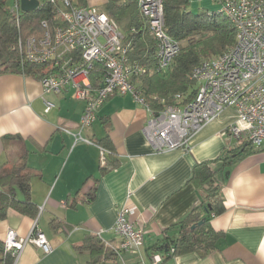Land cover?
Instances as JSON below:
<instances>
[{
	"label": "crops",
	"instance_id": "obj_1",
	"mask_svg": "<svg viewBox=\"0 0 264 264\" xmlns=\"http://www.w3.org/2000/svg\"><path fill=\"white\" fill-rule=\"evenodd\" d=\"M199 2L203 1L190 0L191 5ZM105 3L86 0V5L101 9ZM43 99L54 105L48 114H43ZM83 108L84 102L72 98L70 89L46 94L37 79L0 75V167L19 151L27 152L30 198L38 208L36 219L10 210L0 220V242L8 230L25 238L36 224L52 247L44 255L28 245L18 264H87L91 255L75 248L88 235H96L109 249L118 247L112 227L123 205L136 210L133 220L144 232V245L137 256L120 253L118 264H148L147 249L176 237L179 223L203 201V190L190 182L193 168L240 147L224 133L235 121L228 110L191 137L187 149L156 154L143 134L149 113L129 95L113 96L92 126L82 131L96 144L108 143L118 160L117 167L101 174L100 150L74 143L62 130L78 131ZM4 137L17 138L19 147L14 141L4 144ZM211 168L222 186L225 206L210 220L211 228L223 234L219 250L205 257L179 255L164 264H264V148L236 163L216 162ZM88 194L92 198L85 202ZM53 221L60 230L52 228Z\"/></svg>",
	"mask_w": 264,
	"mask_h": 264
},
{
	"label": "built area",
	"instance_id": "obj_2",
	"mask_svg": "<svg viewBox=\"0 0 264 264\" xmlns=\"http://www.w3.org/2000/svg\"><path fill=\"white\" fill-rule=\"evenodd\" d=\"M47 1L53 7V27L42 21L40 36L17 40L20 61L48 66L49 74L39 80L44 93L59 95L70 89L72 98L84 102L78 131L74 134L62 130L74 138V143L97 147L100 163L109 151L84 138L82 131L92 126L102 105L113 96L129 95L149 113L143 134L156 154L187 149L191 137L228 110L234 112L235 121L224 133L237 143L264 148V0H202L216 5L217 12L228 19L235 30L234 43L221 54L202 60L191 71L189 79L195 83V92L190 99L188 94H176L165 106L161 99L158 102L163 108L157 112L137 88L144 69L128 59V46L123 44L116 23L92 5H79L75 0ZM163 2L136 0L157 45L159 72L167 71L180 53V44L165 29ZM9 11L18 22L19 0H13ZM96 65L103 69L98 88L92 84ZM43 105V114L54 108L45 99ZM136 216V210L127 205L117 212L112 232L119 245L112 250L118 255L123 252L137 256L142 250L144 232L136 227ZM28 245H34L44 255L52 251L50 242L35 225L25 238L8 230L4 248L11 254L12 264H18ZM148 264H164V258L160 253L151 255Z\"/></svg>",
	"mask_w": 264,
	"mask_h": 264
},
{
	"label": "trees",
	"instance_id": "obj_3",
	"mask_svg": "<svg viewBox=\"0 0 264 264\" xmlns=\"http://www.w3.org/2000/svg\"><path fill=\"white\" fill-rule=\"evenodd\" d=\"M9 0H0V75L16 74L41 80L49 74L47 65L21 62L16 45L19 38L40 36L43 33L42 21L53 27V7L47 0H39V7L28 13L20 11L18 22L9 11ZM79 5H86V0H75ZM190 0H164L163 13L165 29L170 37L180 44V53L165 72L156 69V42L150 36L147 23L138 10L136 0H106L103 6L105 14L119 27L123 44L128 46V59L138 63L144 73L137 81V88L150 108L157 112L172 103L176 94H188L187 100L195 92V83L189 79L191 71L204 59L221 54L234 43L235 30L228 19L218 12L208 14L209 10L193 12L189 9ZM103 69L96 65L92 71V84L98 88ZM156 98V99H155ZM186 100V101H187ZM106 142L107 137H105ZM7 141L17 142V138L4 137ZM97 145L107 148L109 153L104 162L98 164L101 174L113 170L118 165L112 149L105 143ZM262 149V148H261ZM249 143L240 142L235 151L222 154L216 160L197 164L192 171L190 182L203 190L204 198L199 207L179 223V234L166 239L164 245H155L147 252L160 253L164 261L187 253H197L205 257L216 250L223 239V234L215 232L210 225L212 217L225 211L222 186L216 179V172L211 165L216 162L236 163L247 153L260 151ZM31 170L27 164V152L19 151L16 158L0 167V220L8 212L36 219L37 206L30 198ZM92 194L86 195L85 202L90 201ZM202 222L201 225H197ZM52 228L61 229V225L51 223ZM195 226L193 230L191 227ZM88 252L91 260L87 264H118V254L105 246L96 235H88L75 248ZM173 250V252H171ZM11 254L0 242V264H12Z\"/></svg>",
	"mask_w": 264,
	"mask_h": 264
},
{
	"label": "rangeland",
	"instance_id": "obj_4",
	"mask_svg": "<svg viewBox=\"0 0 264 264\" xmlns=\"http://www.w3.org/2000/svg\"><path fill=\"white\" fill-rule=\"evenodd\" d=\"M39 1V0H38ZM90 2H92L93 0H89ZM202 1V0H200ZM13 4V0H9L8 1V6L11 7ZM95 7H98L97 5ZM217 6L210 3L209 1H203L202 3H197L196 5H189V9L193 12H200L203 10H211L212 12H217ZM101 9V8H100ZM103 10V9H101Z\"/></svg>",
	"mask_w": 264,
	"mask_h": 264
},
{
	"label": "water",
	"instance_id": "obj_5",
	"mask_svg": "<svg viewBox=\"0 0 264 264\" xmlns=\"http://www.w3.org/2000/svg\"><path fill=\"white\" fill-rule=\"evenodd\" d=\"M19 6L20 11L23 13H28L36 10L39 7V1L38 0H19ZM202 222H199L197 225H201ZM195 226L191 227V230H193Z\"/></svg>",
	"mask_w": 264,
	"mask_h": 264
},
{
	"label": "bare ground",
	"instance_id": "obj_6",
	"mask_svg": "<svg viewBox=\"0 0 264 264\" xmlns=\"http://www.w3.org/2000/svg\"><path fill=\"white\" fill-rule=\"evenodd\" d=\"M36 226V224H34ZM34 227V226H33ZM3 244H4V241H3Z\"/></svg>",
	"mask_w": 264,
	"mask_h": 264
}]
</instances>
